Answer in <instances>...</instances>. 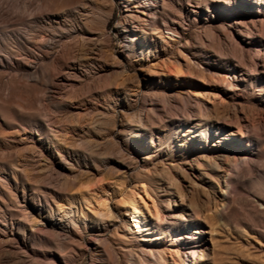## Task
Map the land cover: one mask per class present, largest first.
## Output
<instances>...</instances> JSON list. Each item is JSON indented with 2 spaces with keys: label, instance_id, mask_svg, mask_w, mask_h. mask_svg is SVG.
Returning a JSON list of instances; mask_svg holds the SVG:
<instances>
[{
  "label": "rangeland",
  "instance_id": "1",
  "mask_svg": "<svg viewBox=\"0 0 264 264\" xmlns=\"http://www.w3.org/2000/svg\"><path fill=\"white\" fill-rule=\"evenodd\" d=\"M158 1L0 0V264H176L186 240L264 264V0ZM139 173L195 220L164 225ZM136 193L154 218L126 238Z\"/></svg>",
  "mask_w": 264,
  "mask_h": 264
},
{
  "label": "bare ground",
  "instance_id": "2",
  "mask_svg": "<svg viewBox=\"0 0 264 264\" xmlns=\"http://www.w3.org/2000/svg\"><path fill=\"white\" fill-rule=\"evenodd\" d=\"M147 0H144V2H142V4H140V8L142 9H145L147 8V3L149 2H146ZM155 4L158 5L159 4V1L158 0H155ZM243 7V6H242ZM248 9V8H247ZM136 16L135 15H132V19H134ZM126 21H129L128 17L125 18ZM237 19V18H236ZM239 21V20H238ZM255 21H258L255 20ZM175 25V23H174ZM173 25V26H174ZM172 26V25H171ZM178 29V28H177ZM171 32H174L175 33H178L176 28H170L169 29ZM136 30L134 29L132 32H128V37H126L127 39L124 41L126 43H123L122 44V48L123 49H126L128 51H133V49L135 47H137V34L135 33ZM166 33V32H165ZM168 34V33H167ZM162 41L163 42H168V40L166 38H164V35H163V32H162ZM170 35V34H168ZM88 38V37H87ZM91 38V37H90ZM92 39V38H91ZM83 40V39H81ZM62 42V41H61ZM84 42V41H83ZM92 42V41H91ZM121 42V41H120ZM87 43V42H85ZM80 44V43H79ZM146 46L150 47L151 45L150 44H146ZM157 48V46H156ZM256 51L259 53V47H257ZM114 52H116L114 50ZM156 54V53H155ZM163 55V54H162ZM121 56V55H120ZM112 57L113 58H118L119 56H116L115 54H112ZM259 59V54L258 55H254L253 56V61H252V64L254 65L256 63V60ZM115 60V59H114ZM151 60V59H150ZM124 62V61H123ZM74 65V64H73ZM122 68V67H121ZM124 68V67H123ZM126 70V69H125ZM124 70V71H125ZM127 71V70H126ZM137 71V70H136ZM135 71V72H136ZM227 73V72H226ZM133 74V73H132ZM150 74L153 76L154 74H157V72L153 69H151L150 71ZM176 76L179 78L180 75H178V73H175ZM93 75V74H92ZM61 79V78H60ZM238 80V77L234 76V78L232 79V81H237ZM57 81V80H56ZM95 82V81H94ZM206 90V89H205ZM141 92V91H140ZM200 96H204L202 93H199V95L196 96V98L200 97ZM207 96V95H206ZM215 98V96H214ZM140 101V100H139ZM135 102V101H134ZM121 103V102H120ZM135 111V110H134ZM235 114V113H234ZM230 116V114H229ZM233 117V116H232ZM238 118V117H237ZM231 119V118H230ZM241 122V121H240ZM142 123V122H141ZM246 126V125H245ZM244 127V126H242ZM117 128V127H116ZM227 129V128H226ZM118 131V130H117ZM230 136H235L236 134L234 132H230L229 133ZM122 149V148H121ZM135 151V150H134ZM148 155V154H147ZM232 155V154H231ZM138 170V169H137ZM136 171V170H135ZM130 174V173H129ZM170 174V173H169ZM174 177H172L171 179H173ZM194 179V178H193ZM173 185H176L175 187H177V190H178V197L179 199L182 201V203L184 202L185 200V194L184 192L182 191L181 189V186L180 184L176 181V180H173ZM138 182L142 184V187L144 189V191L147 193L148 197L150 200H152L153 204L155 206H157L158 204V208H157V211L158 213L160 214L159 216V219L161 220V222H163L164 225L170 227L173 225V223H176V222H179L181 220H188V221H194L195 218L190 215V214H183L184 212H181L180 209H178L177 207L179 206L177 204V199H173L171 198V194H170V189H166L165 190V195H158L157 193H153V191H150V189L148 188L149 186H147L146 182H144L142 180V177L140 176V173L138 174ZM198 182V181H197ZM134 185V184H133ZM198 185V184H197ZM126 191V190H125ZM123 194V193H122ZM138 198H142L141 194L140 193H136ZM188 194V193H187ZM123 196V195H122ZM109 198V197H108ZM137 197L135 196V199ZM112 201V200H111ZM142 206L138 205V204H134V205H129L127 208H126V213L128 216H130V219L128 220H121L120 221V227H118V232H120L119 230L122 228L124 229V234L123 236L124 237H128V238H133L134 236H140L141 237V234H142V230H143V226L141 225V221H140V218L141 217H145V209L148 210L149 212V215L151 218H154L153 217V214L152 212L150 211V208H149V204L148 202L142 198ZM162 203V204H161ZM110 204V203H109ZM108 204V201L105 203V211H104V214L107 215V216H110L111 215V208H109ZM19 206V205H18ZM20 208V207H19ZM173 208H177V212H174V213H170V210L173 209ZM40 209V208H39ZM53 210L51 209V212ZM37 212V211H36ZM72 211H65L63 213V219L59 218V222H58V225H62L64 226L65 224L67 223H73L75 222L74 221V218L71 214ZM51 215H53V212L51 213ZM57 216H61V215H57ZM188 216V218L186 217ZM42 219V218H41ZM120 219V218H119ZM52 222V221H51ZM57 222V221H56ZM57 226V223H54V226ZM118 226V225H116ZM155 227V226H154ZM44 229V228H43ZM68 229V228H67ZM153 229L151 226H148V228L146 229L147 230H151ZM56 232V231H55ZM206 230L204 229H200V228H195V230H193L192 233H190V235L188 236V239H190V241H193L197 238H199V235H202L203 233H205ZM60 234V233H59ZM73 237V236H72ZM107 238V237H106ZM162 237H160L159 234L157 235H146L144 236L143 238H141V240L143 242H145L143 244V248H142V252L144 253V255L146 257H148L149 259H151V257H154L156 254L157 256H155L157 258L158 261L162 262H167L166 258L164 257V254L162 252H155V250L153 249V247H157L158 244H160L158 241L161 240ZM97 239V237H96ZM102 239V238H101ZM205 239V238H204ZM175 240L176 241H184L182 236H177L175 237ZM85 241V240H84ZM85 243V242H84ZM87 245V244H86ZM200 246L201 245H193L191 242L189 241H184L183 242V247L180 248V249H174V248H171L170 249V252L173 251V252H176V255L178 256L179 260H176V264H198V262L202 259V256L205 252V249L204 250H201L200 249ZM92 247V246H91ZM206 247V246H205ZM52 255V254H51ZM59 256V255H57ZM132 257H134L133 254H131ZM56 257V256H55ZM58 258V257H57ZM53 259V258H52ZM61 259V258H60ZM59 260V259H58ZM62 260V259H61ZM63 264V263H62Z\"/></svg>",
  "mask_w": 264,
  "mask_h": 264
}]
</instances>
